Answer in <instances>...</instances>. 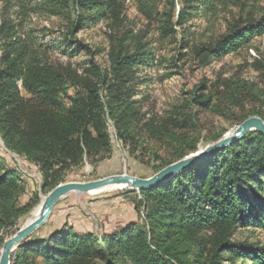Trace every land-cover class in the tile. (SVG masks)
Returning a JSON list of instances; mask_svg holds the SVG:
<instances>
[{
    "label": "trees",
    "instance_id": "1",
    "mask_svg": "<svg viewBox=\"0 0 264 264\" xmlns=\"http://www.w3.org/2000/svg\"><path fill=\"white\" fill-rule=\"evenodd\" d=\"M46 2L52 13L66 11L69 23L65 37L54 39L51 48L90 58L79 65L52 63L44 58L48 43L39 42L38 33L20 34L17 24H3L0 135L9 151L37 166L41 187L50 192L85 160L100 163L111 158L114 136L124 147L136 140L134 123L143 116L140 87L148 81L138 72L153 66L156 55L141 37L128 36L114 42L110 67L104 70L93 59V48L75 34L103 20L118 21L121 2ZM180 2L175 25L183 26L227 0ZM262 34L264 9L259 17L237 19L215 41L195 46V53L208 64ZM183 46L189 47V41ZM194 100L208 108L212 96L196 94ZM191 149L196 150L195 144ZM186 154L180 152L177 160ZM21 174L20 168L0 163V249L5 231L12 226L19 230L20 219L39 202L37 196L18 204ZM122 193L134 195L135 217L125 225L100 232L76 228L66 220L42 233L45 224L12 252L10 264H264V241L240 234L251 225L264 231V133L250 131L158 184Z\"/></svg>",
    "mask_w": 264,
    "mask_h": 264
},
{
    "label": "rangeland",
    "instance_id": "2",
    "mask_svg": "<svg viewBox=\"0 0 264 264\" xmlns=\"http://www.w3.org/2000/svg\"><path fill=\"white\" fill-rule=\"evenodd\" d=\"M118 1L122 5L118 21L103 20L75 35L93 48L92 57L104 70L110 67L109 53L114 42L134 36L153 47L154 65L138 72L139 78L148 81L140 87L144 96L143 116L134 123L136 140H129L124 147L114 136L111 158L100 163L85 160L82 166L70 170L61 183L91 181L124 172L149 177L157 167L175 162L180 152L189 154L232 135L246 117L259 116L264 120V34L254 36L239 49L208 64L201 62L195 53V46L215 41L237 19L259 17L264 0H227L214 12L196 17L183 26L175 25L180 0ZM8 22L17 24L20 34L38 33V41L48 43L44 58L52 63L79 65L90 58L85 54L70 57L57 47L51 48L54 39L65 37L69 23L67 12L52 13L46 0H0V28ZM167 25L174 27L172 32L165 29ZM187 41L190 46L184 47ZM196 94L211 95V106L197 104ZM186 118L190 121L179 125ZM108 123L115 134L114 123L111 119ZM194 144L196 150L192 151ZM0 163L23 171L18 204H24L30 197L33 200L39 197L30 214L20 219L22 227L49 192L41 187L37 166L9 151L1 135ZM123 190L70 193L58 202L42 233L61 227L66 220L76 228L100 232L125 225L135 217L134 195H125ZM16 231L14 226L8 228L6 239ZM240 234L243 238L264 241L261 227L251 225Z\"/></svg>",
    "mask_w": 264,
    "mask_h": 264
},
{
    "label": "water",
    "instance_id": "3",
    "mask_svg": "<svg viewBox=\"0 0 264 264\" xmlns=\"http://www.w3.org/2000/svg\"><path fill=\"white\" fill-rule=\"evenodd\" d=\"M258 130L264 133V120L259 116L245 119L230 136L196 150L183 158L167 165L149 177H139L128 173L112 174L91 181H70L58 184L43 198L40 212L28 220L15 234L5 239L0 249V264H10L12 252L28 237L43 227L49 220L56 204L72 192L90 194L107 188L145 189L168 179L178 172L195 165L214 151L230 145L234 140L245 136L248 132Z\"/></svg>",
    "mask_w": 264,
    "mask_h": 264
},
{
    "label": "bare ground",
    "instance_id": "4",
    "mask_svg": "<svg viewBox=\"0 0 264 264\" xmlns=\"http://www.w3.org/2000/svg\"><path fill=\"white\" fill-rule=\"evenodd\" d=\"M107 189H109V188H107ZM107 189H104V190H102V191H94V192H92L91 194H93V193L103 192V191H105V190H107ZM111 189H112V188H111ZM39 212H40V207H38V208L34 211V213H33V217L37 216V215L39 214Z\"/></svg>",
    "mask_w": 264,
    "mask_h": 264
}]
</instances>
